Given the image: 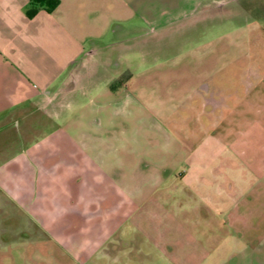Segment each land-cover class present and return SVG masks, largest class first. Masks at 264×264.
I'll list each match as a JSON object with an SVG mask.
<instances>
[{
	"label": "crops",
	"instance_id": "crops-1",
	"mask_svg": "<svg viewBox=\"0 0 264 264\" xmlns=\"http://www.w3.org/2000/svg\"><path fill=\"white\" fill-rule=\"evenodd\" d=\"M59 1L51 13L29 15L28 0H0L1 129L40 110L42 97L51 100L74 76L81 80L65 93L72 98L63 113L55 105L43 112L53 126L0 161V197L28 225L18 231L25 243L45 246L62 264H108L150 257L144 245L153 217L164 240L165 224L173 216L179 225L184 207L218 203L246 233L264 224V0L212 1L202 12L217 17L226 4L227 21L195 29L210 35L197 45L206 46L198 57L208 66L182 94V111L192 115L156 121L158 137L138 128L145 115L162 113V101L149 104L148 92L132 87L130 61L123 71L106 56L115 45L104 41L131 18L127 0ZM233 14L242 18L235 25ZM76 64L82 71H73ZM246 233L244 248L158 252L172 264H231L234 257L241 260L232 264H264V234Z\"/></svg>",
	"mask_w": 264,
	"mask_h": 264
},
{
	"label": "rangeland",
	"instance_id": "rangeland-1",
	"mask_svg": "<svg viewBox=\"0 0 264 264\" xmlns=\"http://www.w3.org/2000/svg\"><path fill=\"white\" fill-rule=\"evenodd\" d=\"M212 1L229 2L228 0H127V7L130 6L133 10L131 18L128 20L123 18L115 33H112L104 41L115 45V50H110L111 53L106 56L117 58L121 70L124 71L129 67L126 62L130 61V71L134 72L137 78L132 87L139 88V92L143 94H146L147 91L148 98H151H149V104L154 102L157 104V100L162 101L160 108L162 113L156 112L157 114H155L154 112V114L151 113V116L145 115L143 119L145 122L138 128V135H145L147 132V134L158 137L160 128H157L156 121L160 122L166 118L177 121L185 114L190 119L192 114L182 111V94L186 95L192 90L197 83V73L200 72V68L204 70L208 66L200 64L198 57L201 51L206 50V46L200 48L197 45L202 36L206 35V38H209L210 35L208 31L199 33L195 29L201 27L205 21L209 23L210 19L212 23L217 21L218 26L227 21L226 4L218 9L217 17L215 15L202 16V12H207L213 6ZM125 4L126 2L123 1V9ZM215 18L217 20H214ZM241 20V16L237 14L235 16L233 14L229 19L234 25ZM73 71H82L81 65L76 64ZM144 73L167 76L163 79L145 81L141 79ZM74 78L75 76L68 80L59 89L61 90L59 94L52 96L51 100L47 95L43 96L40 110L26 112L24 119L10 123L8 129L0 128V161L14 154L19 148L53 126L51 122L44 123L43 112L49 113L50 107L53 105L57 112L65 111L72 98L66 96L65 93L81 84V80ZM124 87L129 88V83H126ZM178 91L180 92L179 97L176 95ZM73 98L77 100L76 102L85 103L84 97L81 95ZM139 98L142 97L139 96ZM191 121H193L192 118ZM193 131L192 124H187L183 128L185 134H190ZM0 202L2 205V209H0V264H62L59 262L60 259L62 260L61 257L45 254V246L27 245L18 231L28 225L24 223L25 221L12 205H5L1 197ZM217 205L208 206L210 208L206 209L196 206L184 207L179 213L181 217L179 225L176 224L173 216H170L168 225L165 224V227L170 229V233L164 240L156 238L159 230L157 228L160 227V224H158V218L153 217L149 225L152 239L144 245L146 250L150 251V257L146 258L142 254H135L130 257L132 259L130 262V258L127 260L125 256H122L119 262L108 264L174 263L172 257L166 260L160 257L161 253L158 251L162 248L195 250L201 247H217L228 250L246 247L249 242L244 239L243 235L246 233V229H242L241 225H232L228 214L229 209ZM170 209L174 212L172 207ZM156 211L157 209H155V214ZM251 227V225L245 227L249 228L246 234L253 233L256 236L264 234V224H256ZM232 234L239 240L230 239L229 235ZM134 243L139 245V240ZM221 258L226 259L223 256ZM235 259L241 260L240 257H234V261H229V263H236Z\"/></svg>",
	"mask_w": 264,
	"mask_h": 264
},
{
	"label": "trees",
	"instance_id": "trees-1",
	"mask_svg": "<svg viewBox=\"0 0 264 264\" xmlns=\"http://www.w3.org/2000/svg\"><path fill=\"white\" fill-rule=\"evenodd\" d=\"M32 6L29 15L35 14L40 9L46 11L47 13L53 12L59 5V0H28Z\"/></svg>",
	"mask_w": 264,
	"mask_h": 264
}]
</instances>
